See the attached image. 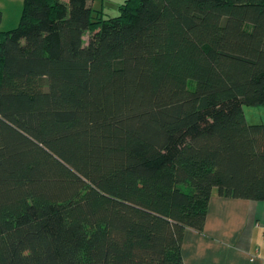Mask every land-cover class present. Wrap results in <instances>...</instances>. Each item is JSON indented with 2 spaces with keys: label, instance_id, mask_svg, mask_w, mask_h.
I'll return each mask as SVG.
<instances>
[{
  "label": "trees",
  "instance_id": "trees-1",
  "mask_svg": "<svg viewBox=\"0 0 264 264\" xmlns=\"http://www.w3.org/2000/svg\"><path fill=\"white\" fill-rule=\"evenodd\" d=\"M244 106L264 0H24L0 31V264H185L214 194L264 202Z\"/></svg>",
  "mask_w": 264,
  "mask_h": 264
},
{
  "label": "crops",
  "instance_id": "crops-1",
  "mask_svg": "<svg viewBox=\"0 0 264 264\" xmlns=\"http://www.w3.org/2000/svg\"><path fill=\"white\" fill-rule=\"evenodd\" d=\"M14 1L19 4L12 17ZM22 4L23 0H0V31L18 26ZM182 253L185 264H264V202L214 194L204 232L188 229Z\"/></svg>",
  "mask_w": 264,
  "mask_h": 264
},
{
  "label": "rangeland",
  "instance_id": "rangeland-1",
  "mask_svg": "<svg viewBox=\"0 0 264 264\" xmlns=\"http://www.w3.org/2000/svg\"><path fill=\"white\" fill-rule=\"evenodd\" d=\"M124 2L125 0H89V5L95 11H103L105 14V19H108L119 16L120 6L123 5ZM13 3L14 4H11L12 10L10 12L12 17L14 16V13L19 4L17 1H14ZM89 37L90 35L86 34L84 38V42L86 44H88L89 42ZM243 109L246 116V122L248 125L264 124V106H258V107L244 106Z\"/></svg>",
  "mask_w": 264,
  "mask_h": 264
}]
</instances>
